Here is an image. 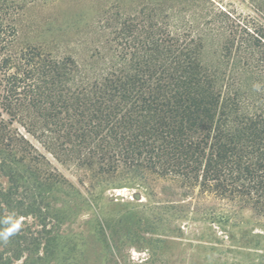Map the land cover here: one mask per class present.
I'll return each instance as SVG.
<instances>
[{"label": "trees", "instance_id": "16d2710c", "mask_svg": "<svg viewBox=\"0 0 264 264\" xmlns=\"http://www.w3.org/2000/svg\"><path fill=\"white\" fill-rule=\"evenodd\" d=\"M16 9L0 0V167L10 178L65 183L30 136L56 159L171 177L264 216V24L225 15L222 60L209 66L200 37L153 9L116 10L103 19L114 60L90 77L70 55L14 49Z\"/></svg>", "mask_w": 264, "mask_h": 264}, {"label": "rangeland", "instance_id": "374dc122", "mask_svg": "<svg viewBox=\"0 0 264 264\" xmlns=\"http://www.w3.org/2000/svg\"><path fill=\"white\" fill-rule=\"evenodd\" d=\"M13 1L14 49L70 55L90 77L114 60L103 19L116 10L153 9L200 37L209 66L222 60L225 15L264 24V0ZM27 137L65 183L39 184L20 170L14 181L0 167V264H264V216L242 202L147 172L100 174Z\"/></svg>", "mask_w": 264, "mask_h": 264}]
</instances>
